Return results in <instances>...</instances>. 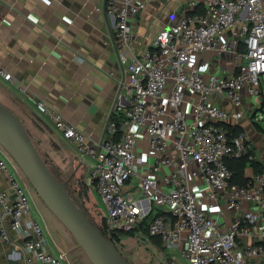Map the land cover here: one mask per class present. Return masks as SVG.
<instances>
[{"label":"built area","instance_id":"obj_1","mask_svg":"<svg viewBox=\"0 0 264 264\" xmlns=\"http://www.w3.org/2000/svg\"><path fill=\"white\" fill-rule=\"evenodd\" d=\"M147 3L105 0L129 99L119 119H109L96 144L60 113H51L55 128L81 162L90 160L108 233L149 217L148 234L171 250L169 264L264 262V167L240 185L226 164L253 159L245 132L233 129L246 116L244 98L264 95V0H192L191 13L138 54L136 22ZM0 75L9 78L3 68ZM1 154L13 192L10 199L0 190L1 239L23 264H67L66 251L49 249L26 186ZM129 238L138 237L119 244Z\"/></svg>","mask_w":264,"mask_h":264},{"label":"crops","instance_id":"obj_2","mask_svg":"<svg viewBox=\"0 0 264 264\" xmlns=\"http://www.w3.org/2000/svg\"><path fill=\"white\" fill-rule=\"evenodd\" d=\"M190 1L148 0L136 22L135 53H142L163 27L191 13ZM0 68L9 75L8 79L0 75V104L21 120L50 168L65 170L78 157L74 145L55 128L51 113H60L96 144L105 135L109 119L118 118L128 106L105 0H0ZM261 98L245 97L246 116L236 122L251 144L259 169L264 166V138L252 123ZM222 105L231 109L227 102ZM1 155L26 186L31 215L41 223L49 249L66 251L69 264L68 253L76 242L35 199L14 161L4 152ZM256 172L253 166L245 167V179ZM0 190L12 199L1 172ZM11 236L16 239L13 232ZM143 240L155 246L159 242ZM20 254L0 237V264H23Z\"/></svg>","mask_w":264,"mask_h":264},{"label":"water","instance_id":"obj_3","mask_svg":"<svg viewBox=\"0 0 264 264\" xmlns=\"http://www.w3.org/2000/svg\"><path fill=\"white\" fill-rule=\"evenodd\" d=\"M0 146L18 165L29 187L65 227L92 264H112L106 249H112L127 264L113 243L91 222L85 209L69 193V182L58 180L37 151L21 120L0 104ZM21 257V254H20Z\"/></svg>","mask_w":264,"mask_h":264},{"label":"rangeland","instance_id":"obj_4","mask_svg":"<svg viewBox=\"0 0 264 264\" xmlns=\"http://www.w3.org/2000/svg\"><path fill=\"white\" fill-rule=\"evenodd\" d=\"M261 83L264 88V77L261 78ZM260 101V108L257 109L255 116L252 115L254 116V118H257V123H252V125L257 132H261L262 138H264V109L261 110V106L264 107V96H262ZM0 150H2V152L9 156V154L1 146ZM84 162L86 164H90V160L87 158ZM15 165L19 169L22 176L26 179L18 165L16 163ZM51 168L59 180H61L62 182L68 180L69 190L72 196L85 209L86 213H88L91 217L95 218L98 214H101V211H104V207L102 205V202L100 201L99 195L94 191V189L90 185V166L87 167L83 162L79 160L78 157H76L73 160L71 166H69V168L65 170H59L53 165H51ZM34 195L35 199L43 205V207L47 210L48 214L52 216V218H54V220L58 222L59 226L63 228L70 236L69 232L47 209V207L42 203V201L35 192ZM114 246L118 253L125 259L127 264H169L171 260V250L166 248L160 242H156L155 246L151 243H148V241H144L143 239L137 238L135 240L129 238L127 240H124L122 245L114 244ZM68 261L69 264H92L85 252L79 246H75L71 251H69ZM112 261L114 262V260ZM118 263L120 264V261H118Z\"/></svg>","mask_w":264,"mask_h":264},{"label":"trees","instance_id":"obj_5","mask_svg":"<svg viewBox=\"0 0 264 264\" xmlns=\"http://www.w3.org/2000/svg\"><path fill=\"white\" fill-rule=\"evenodd\" d=\"M261 108H262L261 110L264 109V107H262V106H261ZM119 117L118 118H115L113 120H118ZM255 123H257V122H255ZM233 130H234V133H237V132H240L241 131L237 127H235ZM252 155H253V159L252 160H248L245 157L244 158H239V159H233V158L226 159V164H227L229 170L232 172V181L233 182L238 183L240 185H244L246 183V179L244 177V169H245V167H247L249 165L250 166H253L254 169L257 172H259L260 170H262V168L264 166L262 165V167L259 169V163L254 158V152H253V150H252ZM42 159L44 160L43 157H42ZM45 163L48 166V168L51 170V172L53 173V175L58 179V177L54 174V172L50 168L49 164L46 161H45ZM69 193L71 194L70 190H69ZM71 196H72V194H71ZM86 214L89 216L91 222L113 244L119 245V241H120L121 238H123V237H134V236H137L139 239H146V238H148V239H155V240H158L159 242H161L159 238L150 237L149 234H148V224H149V221H150V218L149 217H147L144 220H142V222L139 223L138 227L135 228L134 230L130 231V232H127V233H120V232H111V233H108L106 231V229H105L104 220H103L101 214H98L95 218L94 217H91L88 213H86Z\"/></svg>","mask_w":264,"mask_h":264},{"label":"bare ground","instance_id":"obj_6","mask_svg":"<svg viewBox=\"0 0 264 264\" xmlns=\"http://www.w3.org/2000/svg\"><path fill=\"white\" fill-rule=\"evenodd\" d=\"M106 254H107V256H108V258H109V260L111 261L112 264H119L118 263L119 259H118V257L116 256L115 252L112 249L107 248L106 249ZM111 259L114 260V262ZM120 264H122V263L120 262Z\"/></svg>","mask_w":264,"mask_h":264}]
</instances>
